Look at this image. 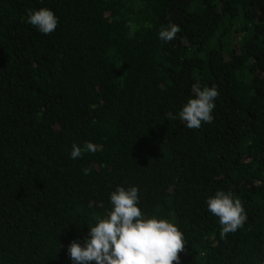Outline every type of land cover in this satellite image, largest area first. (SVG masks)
Masks as SVG:
<instances>
[{
    "label": "trees",
    "instance_id": "obj_1",
    "mask_svg": "<svg viewBox=\"0 0 264 264\" xmlns=\"http://www.w3.org/2000/svg\"><path fill=\"white\" fill-rule=\"evenodd\" d=\"M41 8L48 35L27 22ZM194 85L219 96L189 129ZM133 186L184 234L180 264H264V0H0V264H75L70 243ZM218 190L247 217L223 237Z\"/></svg>",
    "mask_w": 264,
    "mask_h": 264
},
{
    "label": "clouds",
    "instance_id": "obj_2",
    "mask_svg": "<svg viewBox=\"0 0 264 264\" xmlns=\"http://www.w3.org/2000/svg\"><path fill=\"white\" fill-rule=\"evenodd\" d=\"M27 22L48 35L58 26V17L48 8L29 10ZM180 26L170 23L159 31V39L174 40ZM191 98L179 112V119L189 129H198L202 123H211L214 100L219 96L216 86L201 90L193 86ZM97 145L87 142L84 148L73 144L71 159L80 158L85 151L95 153ZM84 173H90L85 168ZM139 189L117 187L110 194L111 210L89 228L83 244L73 240L68 254L75 264H180V253L185 250L186 239L176 224L155 216L146 217L139 204ZM207 208L219 218L221 236L241 228L247 217L240 199L218 190L207 200Z\"/></svg>",
    "mask_w": 264,
    "mask_h": 264
}]
</instances>
